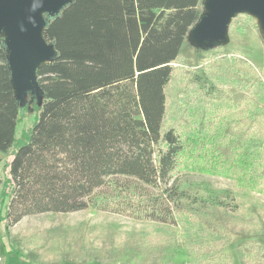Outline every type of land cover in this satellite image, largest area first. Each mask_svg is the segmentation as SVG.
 Wrapping results in <instances>:
<instances>
[{
    "label": "trees",
    "instance_id": "16d2710c",
    "mask_svg": "<svg viewBox=\"0 0 264 264\" xmlns=\"http://www.w3.org/2000/svg\"><path fill=\"white\" fill-rule=\"evenodd\" d=\"M199 1L72 0L46 21L55 57L37 70L42 106L9 164L8 228L90 208L176 224L187 199L177 176L183 144L164 126L165 89ZM18 112L0 46L1 153L15 141Z\"/></svg>",
    "mask_w": 264,
    "mask_h": 264
},
{
    "label": "rangeland",
    "instance_id": "374dc122",
    "mask_svg": "<svg viewBox=\"0 0 264 264\" xmlns=\"http://www.w3.org/2000/svg\"><path fill=\"white\" fill-rule=\"evenodd\" d=\"M193 27L165 89L164 126L183 144L177 176L187 199L176 224L90 208L27 216L8 228L9 164L43 102L39 89L12 79L19 112L15 141L0 152V264H264V103L256 95L264 32L258 19L237 15L207 47ZM0 46L8 54L5 31Z\"/></svg>",
    "mask_w": 264,
    "mask_h": 264
},
{
    "label": "water",
    "instance_id": "95a60500",
    "mask_svg": "<svg viewBox=\"0 0 264 264\" xmlns=\"http://www.w3.org/2000/svg\"><path fill=\"white\" fill-rule=\"evenodd\" d=\"M72 0H0V34L7 35V63L11 78L23 90L39 89L37 70L55 57L44 38L46 19L59 15ZM206 13L194 25L196 40L207 47L222 41L237 15L259 20L264 32V0H207ZM13 83V82H12Z\"/></svg>",
    "mask_w": 264,
    "mask_h": 264
}]
</instances>
